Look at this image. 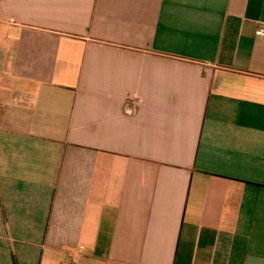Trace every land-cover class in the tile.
<instances>
[{
  "label": "crops",
  "instance_id": "1",
  "mask_svg": "<svg viewBox=\"0 0 264 264\" xmlns=\"http://www.w3.org/2000/svg\"><path fill=\"white\" fill-rule=\"evenodd\" d=\"M0 264H264V0H0Z\"/></svg>",
  "mask_w": 264,
  "mask_h": 264
},
{
  "label": "built area",
  "instance_id": "2",
  "mask_svg": "<svg viewBox=\"0 0 264 264\" xmlns=\"http://www.w3.org/2000/svg\"><path fill=\"white\" fill-rule=\"evenodd\" d=\"M262 32L261 31H259L257 34H261ZM72 261H75V259L72 257Z\"/></svg>",
  "mask_w": 264,
  "mask_h": 264
}]
</instances>
